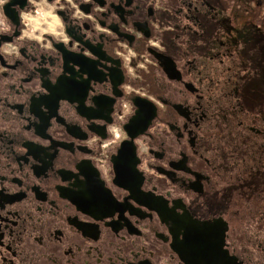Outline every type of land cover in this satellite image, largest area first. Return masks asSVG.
Listing matches in <instances>:
<instances>
[{
	"label": "flooded vegetation",
	"instance_id": "1",
	"mask_svg": "<svg viewBox=\"0 0 264 264\" xmlns=\"http://www.w3.org/2000/svg\"><path fill=\"white\" fill-rule=\"evenodd\" d=\"M0 264H264V0H0Z\"/></svg>",
	"mask_w": 264,
	"mask_h": 264
},
{
	"label": "rangeland",
	"instance_id": "2",
	"mask_svg": "<svg viewBox=\"0 0 264 264\" xmlns=\"http://www.w3.org/2000/svg\"><path fill=\"white\" fill-rule=\"evenodd\" d=\"M43 17V15H38V18H42ZM38 18H35V19H38ZM35 25V24H34Z\"/></svg>",
	"mask_w": 264,
	"mask_h": 264
}]
</instances>
